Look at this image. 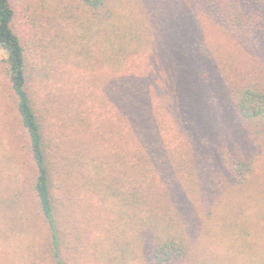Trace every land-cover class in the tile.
Segmentation results:
<instances>
[{"label": "trees", "instance_id": "16d2710c", "mask_svg": "<svg viewBox=\"0 0 264 264\" xmlns=\"http://www.w3.org/2000/svg\"><path fill=\"white\" fill-rule=\"evenodd\" d=\"M189 1L66 0L49 17L58 26L53 35L50 25L20 35L12 0H0V47L27 135L24 153L14 143L1 161L4 264H264V248L244 227L256 217L236 201L248 199L252 212L262 208L264 183L252 187L254 160L224 143L233 111L264 157V88L255 81L232 86L223 119L221 96L190 99L195 90L184 84L160 113L143 79L150 68L140 56L163 46L172 53L177 13ZM191 1L237 40L264 35V0ZM101 67L117 75L102 111L63 99L60 120L44 118L30 93L34 82L68 68ZM74 113L71 127L63 116ZM188 142L191 152L183 146ZM22 156L29 169L18 164ZM72 185L96 194L113 215L96 241H82L64 219L61 200ZM226 208L236 210V219L228 221ZM215 227L227 228L230 241H217Z\"/></svg>", "mask_w": 264, "mask_h": 264}, {"label": "rangeland", "instance_id": "374dc122", "mask_svg": "<svg viewBox=\"0 0 264 264\" xmlns=\"http://www.w3.org/2000/svg\"><path fill=\"white\" fill-rule=\"evenodd\" d=\"M63 1L66 0H12L18 15L16 31L20 35L22 33L28 35L30 32L34 33L36 29L44 31L45 26L50 25L53 35L58 26L53 24L49 17L53 15V11L56 13L60 10ZM190 1L178 10L180 28L177 31L178 42L172 53L163 46L140 56L138 61L141 60L144 66L149 63L150 68L148 76L143 79L149 82L153 107L160 113L165 114L167 105L172 101L171 91L180 89L184 84L191 85L195 90L188 94L190 99L195 95L221 96V101L217 104L218 114L225 119L226 108L228 112L230 111L229 94L232 86L234 88L242 83L255 81L264 88V35L255 39L237 40L203 16ZM191 50L195 53L187 56L192 53ZM6 57L5 50L0 47V181L5 177L1 161L5 157L6 149L12 151L14 143H18L20 154H23L22 145L27 143V135L20 123L17 99L6 74ZM116 76V73L109 71L108 68L101 67L92 71L68 68L62 75L51 77L47 84L40 80L34 82L30 93L44 118L48 122H56L60 120V101L63 99H66V102L70 99L72 102L69 103L73 107L87 105L93 111H102L103 100L112 98L108 88L115 84ZM79 110L77 108L76 113ZM76 113L69 115V118L63 116L70 126ZM232 113L229 118L227 116L225 122L229 129L227 143L223 142L231 149L230 153L243 154L254 160L252 187L258 188L259 183H264V157L254 147L246 131L240 128L235 112ZM183 146L189 152L193 151L189 142ZM227 150L228 148L224 152L226 157L229 156ZM29 160L31 161L30 155ZM17 162L23 168L29 169L23 156ZM73 186L69 187V195L64 193L62 196L61 212L66 223L74 225L81 233L82 241H96L99 236L106 233L113 215L105 209L96 194L79 187L74 189ZM28 193L31 194L28 200L31 201V207L36 213V199L31 192ZM236 201L256 217L257 223L245 222L244 227L250 233H254L255 241H260V247L264 248V206L262 208L252 206V212L248 199L241 197L236 198ZM225 211L232 214L228 215V221L229 218L236 219L234 216L236 210L226 208ZM220 217L222 216L218 215V218ZM224 221L227 224V220ZM219 229L220 231L216 232V227L214 228L218 235L217 241H230L228 229L224 227ZM44 234L45 232L42 237ZM4 261L3 257H0V264H4Z\"/></svg>", "mask_w": 264, "mask_h": 264}]
</instances>
